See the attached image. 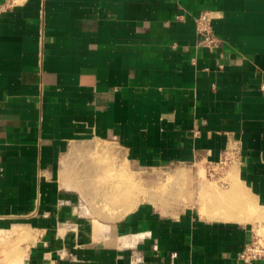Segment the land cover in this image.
I'll return each mask as SVG.
<instances>
[{"label":"crops","instance_id":"crops-1","mask_svg":"<svg viewBox=\"0 0 264 264\" xmlns=\"http://www.w3.org/2000/svg\"><path fill=\"white\" fill-rule=\"evenodd\" d=\"M3 3L0 251L17 250L0 264H246L264 228V0ZM224 158L213 184L250 199L239 220L196 199ZM167 166L183 207L142 201V173Z\"/></svg>","mask_w":264,"mask_h":264},{"label":"rangeland","instance_id":"rangeland-1","mask_svg":"<svg viewBox=\"0 0 264 264\" xmlns=\"http://www.w3.org/2000/svg\"><path fill=\"white\" fill-rule=\"evenodd\" d=\"M229 158H224L220 162L219 165H208V163L205 166H202V172L200 173V182L197 183V189H198V196L197 200L201 208L206 207L205 201H207L210 205L213 203H218L219 205H222V202H219V200H224V197L227 193L230 192L229 188L227 190H220L216 185L213 184V181L218 182L222 186H225V183L220 180V178H223L224 174L228 171L229 167ZM192 169L198 168L195 166H191ZM174 167L167 166L162 167L160 169L155 170H148L146 172L142 173V201H152L155 204H157L159 207L163 208H172L176 207L178 205H186L187 202L192 201L191 197V191L190 186L187 185L186 182L180 181H174V178L172 177L174 171ZM207 179L208 181L212 182L210 186L206 185L204 182V179ZM231 187H238L237 184L232 183L230 185ZM135 187L132 186V188ZM230 187V188H231ZM203 190V191H202ZM207 192V193H206ZM212 192V195H211ZM206 193V194H205ZM215 193V194H213ZM225 193V195H224ZM217 194V195H216ZM231 196L228 197L229 200L234 203L231 207L234 210H240V208L245 209L241 203L240 196ZM217 196V197H216ZM211 200V201H210ZM212 202V203H211ZM183 204V205H182ZM192 204V203H190ZM212 204V205H213ZM203 205V206H202ZM206 208H209L208 206ZM246 213H250V211H244ZM204 213L209 216L208 213ZM253 235H258L264 239V228L257 227L255 228ZM17 248L16 245L13 243H2L1 251L3 255H12L14 252H16Z\"/></svg>","mask_w":264,"mask_h":264},{"label":"built area","instance_id":"built-area-1","mask_svg":"<svg viewBox=\"0 0 264 264\" xmlns=\"http://www.w3.org/2000/svg\"><path fill=\"white\" fill-rule=\"evenodd\" d=\"M11 4H0V14L7 11ZM195 25L197 32L201 37L209 35L211 33V16L208 12H202L195 19ZM199 132L195 131L197 135ZM258 235H253L250 241L244 246L243 250L239 254V259L246 264L252 262H262L264 264V239Z\"/></svg>","mask_w":264,"mask_h":264},{"label":"bare ground","instance_id":"bare-ground-1","mask_svg":"<svg viewBox=\"0 0 264 264\" xmlns=\"http://www.w3.org/2000/svg\"><path fill=\"white\" fill-rule=\"evenodd\" d=\"M199 182H200V180H199ZM231 188H233L235 190L236 187H231ZM213 194H215V193H213ZM240 194H241L240 195L241 196L240 197L241 203H242V205H244L243 207L245 208V210L247 209V211L251 212L253 207L251 205V202L249 201L250 199L248 200L242 191ZM211 195H212V192H211ZM219 202H222V205H219L218 203L213 204L212 202L211 203L213 205L212 204L210 205L209 204L210 202L208 203L207 201H205V206L206 207L208 206L209 210L212 211L215 209L214 213L211 212L212 213V215L210 216L211 218H216V219H220V220H224V221H231V220H239V217L240 216L242 217V215H244V211L232 209L231 206L234 203H232V201L229 200L228 198L224 197V200H219ZM206 207H204V208H206ZM240 209H242V208H240Z\"/></svg>","mask_w":264,"mask_h":264}]
</instances>
